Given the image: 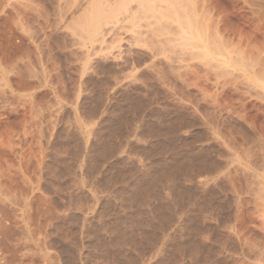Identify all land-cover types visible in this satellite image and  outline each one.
I'll use <instances>...</instances> for the list:
<instances>
[{
	"label": "rangeland",
	"instance_id": "obj_1",
	"mask_svg": "<svg viewBox=\"0 0 264 264\" xmlns=\"http://www.w3.org/2000/svg\"><path fill=\"white\" fill-rule=\"evenodd\" d=\"M110 1L0 0V264H264V0Z\"/></svg>",
	"mask_w": 264,
	"mask_h": 264
},
{
	"label": "bare ground",
	"instance_id": "obj_2",
	"mask_svg": "<svg viewBox=\"0 0 264 264\" xmlns=\"http://www.w3.org/2000/svg\"><path fill=\"white\" fill-rule=\"evenodd\" d=\"M106 1V0H105ZM110 1V0H109ZM112 1H114V0H111L110 2H112ZM127 1V0H126ZM125 0L124 1H122V2H126ZM138 1V0H137ZM140 1V0H139ZM150 1V0H149ZM148 0L146 1L147 3L149 2ZM155 0H153V1H150L149 3L150 4H153L154 6H153V8L151 7L150 8V4H147L146 2H145V0H142V2H144V3H146L145 5H146V7H147V5L149 6V8L151 9V10H154V7L157 9V5H159V4H154L153 2H154ZM182 1H184V2H187V1H185V0H162V2L164 3L165 2V4H163L162 2H160V4L162 3L163 5H167L168 4V6H165V7H168L171 11V13H169V11H168V13H167V15L169 16V14H170V16L169 17H171V15L173 16L172 18L173 19H171V21L172 20H174V23L176 24L177 23V25H178V27L177 28H179V32H180V36L183 38V39H185L184 41H187V42H189L190 44H193V43H195L196 44V42H203V35L204 34H201L200 33V30L199 29H201L202 28V25H201V28L199 27L200 25L199 24H197V22H196V20L194 19L196 16L195 15H193L194 14V12L192 13V10L190 11V10H188V8H186V7H184V9H183V7H182V9L180 10L179 9V7L180 6H178L179 5V3H182ZM190 1V0H189ZM108 2V1H107ZM107 2H104V3H106L107 4ZM118 2V1H117ZM130 2V0L128 1V3ZM135 2H136V0H135ZM139 3L141 6H142V4L143 3ZM152 2V3H151ZM155 2H157L158 3V1H155ZM115 3V2H114ZM113 3V4H114ZM167 3V4H166ZM96 4H97V2L94 4L95 6L94 7H92V9H96ZM111 4V3H110ZM113 4H112V6H113ZM184 4V3H183ZM191 4V3H190ZM91 5V4H90ZM144 5V6H145ZM156 5V6H155ZM189 5V4H188ZM193 5V4H192ZM105 6V5H104ZM103 6V7H104ZM107 6H108V4H107ZM106 6V7H107ZM101 7H102V4H101ZM109 7V6H108ZM108 7H107V9H108ZM122 6H120V8H121ZM126 7V6H125ZM88 8H90V11H89V14H90V12H91V7H88ZM111 8V7H110ZM119 8V9H120ZM123 8L124 7H122V9H120V10H117L116 11V13L113 11L114 9H112V11L114 12V19L115 20H117L118 19V15H120V13H122L121 11H126V10H128V9H126V10H123ZM127 8V7H126ZM148 8V7H147ZM160 8V7H159ZM163 8V7H162ZM144 9V8H143ZM146 9V8H145ZM169 9H167V10H169ZM94 10H93V12H94ZM104 11H105V9H103ZM130 10V9H129ZM149 10V9H148ZM160 10V9H159ZM86 11H87V9H86ZM100 11H101V8H100ZM107 11H109V9L107 10ZM107 11H106V13H107ZM150 11V10H149ZM205 11V10H204ZM88 12V11H87ZM97 12V11H96ZM102 12V11H101ZM112 12V13H113ZM166 11H164V13H165ZM130 13H131V11H130ZM97 14V13H96ZM128 15H129V13H127ZM86 15H88V14H86ZM93 15H95V13H93ZM107 14H104V16H106ZM126 15V14H125ZM167 15H165V16H167ZM103 16V17H104ZM110 16H112V15H110ZM121 16V15H120ZM127 16V15H126ZM168 16L166 17V18H168ZM195 16V17H194ZM199 16V15H198ZM91 17H92V15H91ZM94 17H96V16H94ZM106 18V17H105ZM108 18V17H107ZM106 18V19H107ZM100 19V18H99ZM109 19V18H108ZM108 19H107V21H108ZM170 19V18H169ZM89 20V19H88ZM114 20V21H115ZM163 20V19H162ZM161 20V21H162ZM166 20H168V19H166ZM170 21V23H173V22H171ZM106 22V21H105ZM109 22V21H108ZM116 22V21H115ZM100 23V22H99ZM111 23H112V20H111ZM111 23H109L108 25H110ZM114 23V22H113ZM112 23V24H113ZM165 23V22H164ZM167 23H168V21H167ZM87 24H88V22H87ZM100 24H102V22L100 23ZM92 25V24H91ZM99 24H97V26H98ZM105 25H107V24H105ZM174 25V24H173ZM89 26V25H88ZM102 26V25H101ZM170 26H171V24H170ZM175 26V25H174ZM198 26V27H197ZM98 27H100V25L98 26ZM97 27V28H98ZM103 27V26H102ZM102 27H100L101 29H102ZM167 27V26H166ZM176 27V26H175ZM104 28V27H103ZM169 28V27H168ZM172 28H174L173 26H172ZM176 28V29H177ZM170 29V28H169ZM203 30H205L204 28H202ZM201 29V30H202ZM93 30V29H92ZM165 30V29H164ZM173 30H175V29H173ZM94 31H95V29H94ZM96 31H98L97 29H96ZM104 31V30H103ZM102 31V32H103ZM167 31V30H166ZM167 32H169V31H167ZM170 32H171V29H170ZM174 33H175V31H173ZM98 33H100L99 31H98ZM97 35V33L95 34V36ZM93 37H94V35H93ZM203 37V38H202ZM91 40V39H90ZM205 40H206V38H205ZM170 41V40H169ZM220 42V41H219ZM179 43V42H178ZM179 44H181V43H179ZM179 44H178V46H179ZM205 44H206V42H205ZM209 44V43H208ZM224 45V44H223ZM181 46V45H180ZM222 47H224V46H222ZM177 48V47H176ZM180 48V47H179ZM185 48V47H184ZM186 48H188V45H186ZM190 48V47H189ZM188 48V49H189ZM202 48V47H201ZM200 48V49H201ZM181 49H183V48H181ZM204 49V47L202 48V50ZM210 49V48H209ZM212 49V48H211ZM217 49H218V47H217ZM226 49V48H225ZM195 50H196V48H195ZM205 50V51H204ZM202 52H203V54L205 55L206 54V57L205 56H203V54H202V57H205V58H208V57H211L212 56V54H214V53H212L213 51H214V49H213V51L211 52L210 50H208L207 48L206 49H204ZM222 51L224 50V49H221ZM182 52H183V50H181ZM187 51H189V50H187ZM191 51V50H190ZM197 51V50H196ZM195 51V52H196ZM217 51V50H216ZM225 51V50H224ZM184 52H185V49H184ZM194 52V51H193ZM198 52V51H197ZM218 53V52H217ZM191 54H193V53H191ZM216 54V53H215ZM219 55V54H218ZM197 56V55H196ZM208 56V57H207ZM216 56H217V54H216ZM220 56H222V55H219L218 57H220ZM223 57H225V56H222L221 58L222 59H225V58H223ZM211 59V58H210ZM214 59V58H213ZM227 59L228 58H226V60L225 61H227ZM212 60V59H211ZM219 61V60H218ZM228 63H229V61H227ZM231 62V61H230ZM219 63V62H218ZM221 63V62H220ZM235 64V63H234ZM221 65H225L224 67H227L228 65L226 64V62H225V64H224V61H223V63H221ZM227 65V66H226ZM230 65H232V63L230 64ZM236 65V64H235ZM236 67H238V65L236 66ZM227 69H229V67H227ZM231 70V69H230ZM233 70V69H232ZM254 79V78H253ZM257 79H259V78H257ZM258 81V80H257ZM254 82V81H253ZM262 82V81H261ZM262 83H264V82H262ZM254 84V83H253ZM256 86V85H255ZM262 86V85H261ZM264 86V85H263ZM264 88V87H263ZM262 88V89H263Z\"/></svg>",
	"mask_w": 264,
	"mask_h": 264
}]
</instances>
